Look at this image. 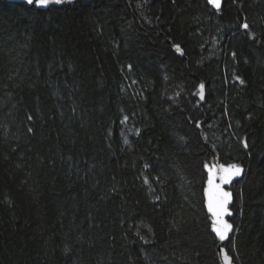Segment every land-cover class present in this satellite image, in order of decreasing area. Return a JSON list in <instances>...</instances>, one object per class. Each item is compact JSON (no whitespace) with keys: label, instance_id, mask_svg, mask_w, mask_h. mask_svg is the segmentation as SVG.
<instances>
[{"label":"trees","instance_id":"obj_1","mask_svg":"<svg viewBox=\"0 0 264 264\" xmlns=\"http://www.w3.org/2000/svg\"><path fill=\"white\" fill-rule=\"evenodd\" d=\"M216 159L264 264V0H0V264H219Z\"/></svg>","mask_w":264,"mask_h":264},{"label":"snow or ice","instance_id":"obj_2","mask_svg":"<svg viewBox=\"0 0 264 264\" xmlns=\"http://www.w3.org/2000/svg\"><path fill=\"white\" fill-rule=\"evenodd\" d=\"M24 2L27 5L35 6L37 9H47L50 5H61L65 2H71V0H24ZM207 3L218 11L222 7V0H207ZM242 28L247 30L249 25L245 23ZM174 48L177 53L182 54L180 45H174ZM204 88L205 85L203 83L199 84L193 95H198L203 99ZM126 119L127 117H125ZM196 126L200 127V124L197 123ZM29 131H32V129L29 128ZM125 143H127V140H125ZM242 143L245 148L248 147L246 142ZM205 168L208 176L207 186L204 188V196L206 198L207 211L211 218V231L219 241L223 242L229 238V234L233 231V224L226 219V217L233 215L229 207L233 202V194L231 191L226 190L224 186L230 185L235 178L240 177L243 173V168L236 163L227 165L205 164ZM220 251L223 256V264H231L229 255L224 253V249L221 248Z\"/></svg>","mask_w":264,"mask_h":264},{"label":"water","instance_id":"obj_3","mask_svg":"<svg viewBox=\"0 0 264 264\" xmlns=\"http://www.w3.org/2000/svg\"><path fill=\"white\" fill-rule=\"evenodd\" d=\"M6 1H7V2H10V3H22V4L27 5V4L24 2V0H6ZM92 1H93V0H71V2H65V3H63V4H61V5H50L47 9H37V8H35V6H30V5H27V6H29V7H33V8H35V9H37V10H40V11H46V10H48V9H50V8H61V7L70 6V5H72V4H74V3H77V2L90 3V2H92ZM205 1H206V3H207V0H205ZM207 5H208V3H207ZM222 5H223V0H222ZM208 6H209V8H210L211 10H213V11H218V10L212 8L211 5H208ZM221 8H222V7H221ZM174 49H175V48H174ZM176 53H177V52H176ZM177 54L182 55L181 53H177ZM204 96H205V88H204ZM198 98H199V104L202 105L203 102H204V98L201 99L199 96H198ZM244 148H245V147H244ZM220 164H222V163H220V162L218 161V159H216L215 163H212V164H210V165H220ZM224 165H226V164H224ZM240 166H241V165H240ZM241 167L243 168V173H242V175H241L240 177L235 178V179L232 181V183H231L230 185H225L224 187H225L226 190L232 192L231 188H232L234 185H236V183H238L239 181H241V180L243 179L246 170H245V168H244L243 166H241ZM205 171H206V174H207V176H208V172H207L206 168H205ZM206 186H207V178H206V182H205V187H206ZM232 194H233V192H232ZM204 200H205V203H204V205H205V210H206L207 215H208L209 218H210V215H209V213H208V211H207V207H206V198H205V196H204ZM233 204H234V196H233V202H232V204L229 206L230 209H231V207L233 206ZM231 211H232V210H231ZM232 212H233V211H232ZM233 216H234V214H233L231 217H226V219H227L230 223H232ZM210 224H211V218H210ZM212 234L215 236V234H214L213 232H212ZM233 234H234V226H233V231L229 234V238H228L226 241L221 242V241H219V240L215 237V238L217 239V241H218V262H219V264H223V256H222V253H221L220 250H221V248H223V249H224V253L228 254L227 251H226V249H225V247H224V245H225L226 243H228L230 237H231ZM229 258H230L231 264H234V263H233V259H232V257H231L230 255H229Z\"/></svg>","mask_w":264,"mask_h":264},{"label":"bare ground","instance_id":"obj_4","mask_svg":"<svg viewBox=\"0 0 264 264\" xmlns=\"http://www.w3.org/2000/svg\"><path fill=\"white\" fill-rule=\"evenodd\" d=\"M33 8V7H32ZM35 9V8H34ZM179 55V54H178ZM245 141V140H244ZM233 192V191H232Z\"/></svg>","mask_w":264,"mask_h":264}]
</instances>
